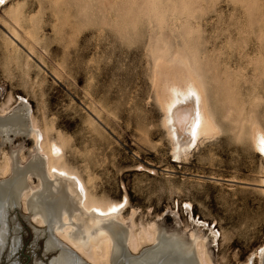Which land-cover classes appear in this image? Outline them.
Returning a JSON list of instances; mask_svg holds the SVG:
<instances>
[{"label": "rangeland", "instance_id": "374dc122", "mask_svg": "<svg viewBox=\"0 0 264 264\" xmlns=\"http://www.w3.org/2000/svg\"><path fill=\"white\" fill-rule=\"evenodd\" d=\"M263 39L264 0H7L0 6V115L23 97L46 141L61 143L59 163L83 178L92 198L127 195L126 225H155L186 239L212 227L215 264H261L264 158L250 133L252 124L264 129ZM183 55L208 80V103L223 129L176 158L159 98L170 72L178 85L191 77L178 62ZM34 146L23 132L0 135V180L12 173L14 153L29 162ZM29 208L24 198L9 208L19 242L13 253L2 251L0 264H50L60 251L46 247L48 225Z\"/></svg>", "mask_w": 264, "mask_h": 264}, {"label": "bare ground", "instance_id": "6f19581e", "mask_svg": "<svg viewBox=\"0 0 264 264\" xmlns=\"http://www.w3.org/2000/svg\"><path fill=\"white\" fill-rule=\"evenodd\" d=\"M6 1L0 0V6ZM11 35L16 38L14 33ZM168 51L169 49L166 52ZM177 59L178 62L191 68L192 71H188L191 77L186 75L189 78L182 80V83L183 72L185 74L187 72L183 70L181 74L177 73L178 76L183 77H180L181 85H178L176 80L168 79L171 72L168 74L163 71L168 75L163 78L167 81L162 82L165 84L168 82V84L166 87L163 84L165 89L159 99L165 112L164 124L173 141L174 156L180 158V155L188 151L200 137L215 136L223 128L220 129L221 124L215 118V112H212L208 103V91L206 90L208 85H204L208 80L204 82L203 78H200L196 67L192 64L193 57L183 55ZM173 60L176 62L175 58ZM167 61L169 62V59ZM175 62L172 63L174 65L178 63ZM165 64V62H160L157 66ZM204 65L207 64L204 63ZM171 67L173 68V65ZM262 73L264 74V71ZM175 74L173 78L176 77ZM19 101L20 105L15 111L0 115V135H9L11 132L31 135L35 140L32 150L34 151L32 155H34L29 162L21 163L18 161L17 154L14 153L13 167L9 169L12 173L0 180V255L8 246L10 253L17 248L19 237L17 235L12 237L13 233L10 232L8 226V213L9 208L16 204L19 198H24L25 202L26 199L28 201L34 219L46 222L48 225L49 235L46 247L60 250L52 257L50 264H94V262L103 264H215L208 242L217 243L219 236L217 229L211 227L208 234L195 229L191 232L190 238L186 239L178 233H167L155 225L136 230L132 217L130 218L132 221L126 225L128 220L123 216L122 210L127 202V195L122 201H102L92 198L83 178L59 163L62 153V147L59 145L61 143L58 144L53 139L46 141L44 132L34 120L30 105L23 97H20ZM252 125L251 140L256 152L264 158V144H261V140L264 139V129L257 124ZM6 156L8 166L10 157ZM33 176H36L38 180L35 185L32 182ZM259 186L264 191V177ZM192 220L196 221L197 225L201 223L194 218ZM146 242H151L152 245L140 251L141 245ZM129 249L138 251V254H129ZM259 256L260 263L264 264V245L260 247ZM11 264L18 263L12 262Z\"/></svg>", "mask_w": 264, "mask_h": 264}, {"label": "snow or ice", "instance_id": "6c2138e0", "mask_svg": "<svg viewBox=\"0 0 264 264\" xmlns=\"http://www.w3.org/2000/svg\"><path fill=\"white\" fill-rule=\"evenodd\" d=\"M261 144H264V139L261 140Z\"/></svg>", "mask_w": 264, "mask_h": 264}]
</instances>
